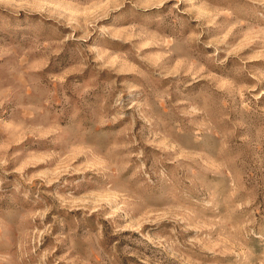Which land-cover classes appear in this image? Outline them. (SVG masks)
<instances>
[{
  "label": "rangeland",
  "instance_id": "1",
  "mask_svg": "<svg viewBox=\"0 0 264 264\" xmlns=\"http://www.w3.org/2000/svg\"><path fill=\"white\" fill-rule=\"evenodd\" d=\"M0 264H264V0H0Z\"/></svg>",
  "mask_w": 264,
  "mask_h": 264
}]
</instances>
